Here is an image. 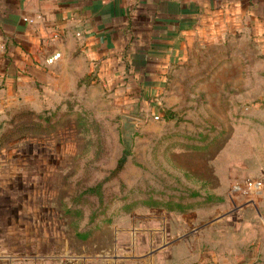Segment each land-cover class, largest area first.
I'll list each match as a JSON object with an SVG mask.
<instances>
[{"label":"rangeland","instance_id":"rangeland-1","mask_svg":"<svg viewBox=\"0 0 264 264\" xmlns=\"http://www.w3.org/2000/svg\"><path fill=\"white\" fill-rule=\"evenodd\" d=\"M239 51L196 55L154 99L81 84L50 110L1 117L0 264H106L94 259L154 253L149 238L263 225L264 188L246 181L264 184V75Z\"/></svg>","mask_w":264,"mask_h":264},{"label":"crops","instance_id":"crops-1","mask_svg":"<svg viewBox=\"0 0 264 264\" xmlns=\"http://www.w3.org/2000/svg\"><path fill=\"white\" fill-rule=\"evenodd\" d=\"M244 45L264 75V0H0V118L50 110L81 94V84L154 99L196 55L218 54L206 61L220 62ZM55 54L60 59L48 64ZM220 225L217 238H149L154 253L94 260L264 264V224Z\"/></svg>","mask_w":264,"mask_h":264},{"label":"built area","instance_id":"built-area-1","mask_svg":"<svg viewBox=\"0 0 264 264\" xmlns=\"http://www.w3.org/2000/svg\"><path fill=\"white\" fill-rule=\"evenodd\" d=\"M60 54H55L51 59L48 60V64H53L54 62L60 59ZM246 188L250 193L259 194L263 188L264 184L260 180H247L246 181Z\"/></svg>","mask_w":264,"mask_h":264},{"label":"trees","instance_id":"trees-1","mask_svg":"<svg viewBox=\"0 0 264 264\" xmlns=\"http://www.w3.org/2000/svg\"><path fill=\"white\" fill-rule=\"evenodd\" d=\"M168 118H171V116H169ZM126 155L121 159V161L119 162V165H118V168L116 169V171H115V174H117V173H119V172H121L122 171V169H123V167H124V165H125V162H126ZM153 204H157V205H159L161 208L160 209H162V203H160V202H157V201H155V202H153ZM171 205H173V204H171ZM174 205H176L175 207H178V208H180V209H183L184 210V212H185V210H186V206H183V204H180V203H177V204H174Z\"/></svg>","mask_w":264,"mask_h":264}]
</instances>
